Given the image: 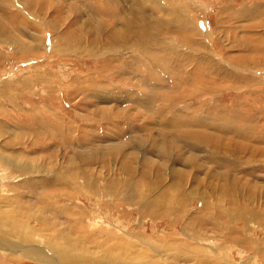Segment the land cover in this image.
Returning <instances> with one entry per match:
<instances>
[{
    "label": "rangeland",
    "instance_id": "rangeland-1",
    "mask_svg": "<svg viewBox=\"0 0 264 264\" xmlns=\"http://www.w3.org/2000/svg\"><path fill=\"white\" fill-rule=\"evenodd\" d=\"M4 1L0 264H264V0Z\"/></svg>",
    "mask_w": 264,
    "mask_h": 264
},
{
    "label": "crops",
    "instance_id": "crops-1",
    "mask_svg": "<svg viewBox=\"0 0 264 264\" xmlns=\"http://www.w3.org/2000/svg\"><path fill=\"white\" fill-rule=\"evenodd\" d=\"M2 1H4V0H0V2H2ZM4 2H6V1H4ZM0 35H6V34H14V33H23L22 31V27H21V29L20 28H16V25H15V28H14V26L13 25H11V22H9L8 23V20H7V17L4 15V12L3 11H1L0 10ZM18 16V14L16 13H13V15L12 16H10V19L11 20H13L14 18H16ZM13 24H15L14 23V21H13ZM6 41H8L9 39H11V40H14V39H16V38H13L12 39V37L10 38V37H8V36H6ZM23 47H24V44H22L21 46H20V49H23ZM36 52L35 50H30V52ZM22 54V55H21ZM28 55H30V53H29V51H28V53H23V52H21L20 53V57H24V56H28Z\"/></svg>",
    "mask_w": 264,
    "mask_h": 264
},
{
    "label": "bare ground",
    "instance_id": "bare-ground-1",
    "mask_svg": "<svg viewBox=\"0 0 264 264\" xmlns=\"http://www.w3.org/2000/svg\"><path fill=\"white\" fill-rule=\"evenodd\" d=\"M150 4V3H149ZM139 5V4H138ZM138 7V6H137ZM150 8H152L153 10H155L156 12H158V11H160V7L158 6V4H156V1H151V5L149 6ZM203 23V22H202ZM202 26H203V28L201 29L200 27H199V25H198V27L201 29V32L202 33H205V26H204V23L202 24ZM102 28V27H101ZM99 31V30H98ZM98 31H96V32H98ZM123 94V93H122ZM152 97V96H151ZM202 124V123H201ZM181 135H179V137H180ZM199 136V135H198ZM164 138V137H163ZM168 138V137H167ZM196 138V137H195ZM263 138V137H262ZM203 139V138H202ZM164 142V141H163ZM163 142H162V144H163ZM168 147V146H167ZM166 147V148H167ZM169 147H170V145H169ZM201 147V146H200ZM165 149V148H164ZM207 149V148H206ZM201 150V149H200ZM159 151V150H158ZM168 151V150H167ZM167 151H166V153L165 154H167ZM160 152V151H159ZM163 153V152H162ZM159 154V153H158ZM161 155V154H160ZM163 155V154H162ZM161 155V156H162ZM164 157V156H163ZM192 161V160H191ZM147 174V173H146ZM145 174V175H146ZM117 188V187H116ZM153 209V208H152ZM83 256V255H82ZM80 257H81V255H80Z\"/></svg>",
    "mask_w": 264,
    "mask_h": 264
},
{
    "label": "water",
    "instance_id": "water-1",
    "mask_svg": "<svg viewBox=\"0 0 264 264\" xmlns=\"http://www.w3.org/2000/svg\"><path fill=\"white\" fill-rule=\"evenodd\" d=\"M202 22H203V21H199V22H198V25H199V27H200L201 29L203 28V26H202L203 23H202Z\"/></svg>",
    "mask_w": 264,
    "mask_h": 264
},
{
    "label": "flooded vegetation",
    "instance_id": "flooded-vegetation-1",
    "mask_svg": "<svg viewBox=\"0 0 264 264\" xmlns=\"http://www.w3.org/2000/svg\"><path fill=\"white\" fill-rule=\"evenodd\" d=\"M203 23H205V22H203ZM205 26V25H204Z\"/></svg>",
    "mask_w": 264,
    "mask_h": 264
}]
</instances>
